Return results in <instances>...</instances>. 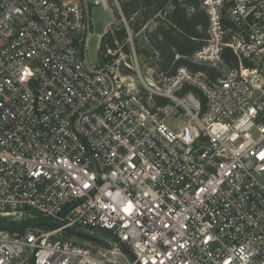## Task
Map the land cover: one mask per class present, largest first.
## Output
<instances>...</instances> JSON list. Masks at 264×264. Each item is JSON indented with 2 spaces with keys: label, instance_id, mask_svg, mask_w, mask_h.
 Here are the masks:
<instances>
[{
  "label": "built area",
  "instance_id": "obj_1",
  "mask_svg": "<svg viewBox=\"0 0 264 264\" xmlns=\"http://www.w3.org/2000/svg\"><path fill=\"white\" fill-rule=\"evenodd\" d=\"M91 4L0 0V264H264V0H201L172 75L120 0L94 1L127 37L90 61Z\"/></svg>",
  "mask_w": 264,
  "mask_h": 264
},
{
  "label": "trees",
  "instance_id": "obj_2",
  "mask_svg": "<svg viewBox=\"0 0 264 264\" xmlns=\"http://www.w3.org/2000/svg\"><path fill=\"white\" fill-rule=\"evenodd\" d=\"M122 8L127 18L132 19L136 15L137 19L132 26L135 32L141 30L150 19L156 22L155 31L149 34V39L158 52V59L151 66H158L160 71L168 75L174 74L181 64L198 69L183 58L175 61V54L192 55L205 43L209 21L201 7V0H126L122 1ZM126 37V30L118 29L116 36H110V39L104 36L103 43L116 49L117 42L123 43ZM157 102L164 103L166 100L158 98ZM13 225L0 218V229L11 228Z\"/></svg>",
  "mask_w": 264,
  "mask_h": 264
},
{
  "label": "rangeland",
  "instance_id": "obj_3",
  "mask_svg": "<svg viewBox=\"0 0 264 264\" xmlns=\"http://www.w3.org/2000/svg\"><path fill=\"white\" fill-rule=\"evenodd\" d=\"M90 1L92 3L91 4L92 27L87 35V39H88L87 50H88L89 60L95 62L100 59V52L98 49L99 35L104 34L106 28L109 25H113L111 26L112 27L111 30L108 31V34L105 35V38L107 36V39H110V36H116L118 27L115 24L116 14L113 12L111 8H105L103 5H94L95 0H90ZM122 1L124 2L126 0H120L121 5H122ZM168 9L170 10L171 7H168ZM160 15H164V14H160ZM136 19L137 17L135 14L133 15L132 19H129L131 26L135 24ZM156 25H157L156 22L153 19H150L145 24V26L142 27V29L139 30L138 32H135L134 35L136 50L145 70H148L149 66H151V63H153L158 59V54L156 50L153 48L152 43L150 42L149 39L150 38L149 34L155 31ZM121 43L120 45H122ZM92 235L104 240L106 243H109L114 240L113 236L110 233L102 230L92 231ZM74 238L77 239L80 244H86L87 242H89L88 240H85L77 236H74Z\"/></svg>",
  "mask_w": 264,
  "mask_h": 264
},
{
  "label": "water",
  "instance_id": "obj_4",
  "mask_svg": "<svg viewBox=\"0 0 264 264\" xmlns=\"http://www.w3.org/2000/svg\"><path fill=\"white\" fill-rule=\"evenodd\" d=\"M117 27L118 29H121L123 27L122 23H118L117 24ZM43 226H48V227H56L57 225L53 222H44L42 223ZM69 233L77 236V237H80V238H83L85 240H88V241H91V242H94V243H97V244H100V245H103L104 244V240L92 235V234H88V233H85L83 231H80V230H76V229H68L67 230ZM105 232H108V231H105ZM121 249L122 251L128 256V258L131 260V261H134L135 258L134 256L132 255V253L130 252V250L122 243L121 244Z\"/></svg>",
  "mask_w": 264,
  "mask_h": 264
}]
</instances>
